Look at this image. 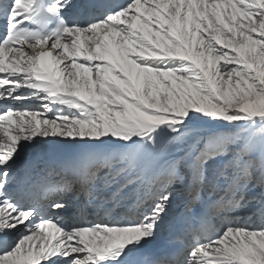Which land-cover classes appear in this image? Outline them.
I'll use <instances>...</instances> for the list:
<instances>
[{"label": "snow or ice", "instance_id": "1", "mask_svg": "<svg viewBox=\"0 0 264 264\" xmlns=\"http://www.w3.org/2000/svg\"><path fill=\"white\" fill-rule=\"evenodd\" d=\"M0 133V264H264V0H0Z\"/></svg>", "mask_w": 264, "mask_h": 264}, {"label": "bare ground", "instance_id": "2", "mask_svg": "<svg viewBox=\"0 0 264 264\" xmlns=\"http://www.w3.org/2000/svg\"><path fill=\"white\" fill-rule=\"evenodd\" d=\"M82 2H83V0H82ZM0 134H1V133H0ZM89 214H90V215L88 216V219H87V220H94V219H96L94 213H92V212L89 211Z\"/></svg>", "mask_w": 264, "mask_h": 264}, {"label": "rangeland", "instance_id": "3", "mask_svg": "<svg viewBox=\"0 0 264 264\" xmlns=\"http://www.w3.org/2000/svg\"><path fill=\"white\" fill-rule=\"evenodd\" d=\"M2 134V133H1ZM90 214H89V211H85L84 212V218L87 220L88 219V216H89Z\"/></svg>", "mask_w": 264, "mask_h": 264}]
</instances>
